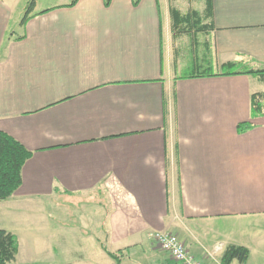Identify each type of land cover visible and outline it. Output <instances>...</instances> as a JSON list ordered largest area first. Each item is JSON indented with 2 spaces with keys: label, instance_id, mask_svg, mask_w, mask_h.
<instances>
[{
  "label": "crops",
  "instance_id": "0c3cea01",
  "mask_svg": "<svg viewBox=\"0 0 264 264\" xmlns=\"http://www.w3.org/2000/svg\"><path fill=\"white\" fill-rule=\"evenodd\" d=\"M30 2L0 0V132L32 153L2 203L104 194L115 246L15 264H180L154 232L264 264V0H35L24 21Z\"/></svg>",
  "mask_w": 264,
  "mask_h": 264
},
{
  "label": "rangeland",
  "instance_id": "374dc122",
  "mask_svg": "<svg viewBox=\"0 0 264 264\" xmlns=\"http://www.w3.org/2000/svg\"><path fill=\"white\" fill-rule=\"evenodd\" d=\"M51 1L40 0L44 5ZM17 32H21L19 28ZM10 205L16 208L14 213L6 211ZM111 211L107 196L98 193L59 195L14 204L0 202V229L16 234L23 249L24 246H101L97 236L105 245L115 246L102 237V228ZM120 264L136 263L123 259Z\"/></svg>",
  "mask_w": 264,
  "mask_h": 264
},
{
  "label": "trees",
  "instance_id": "16d2710c",
  "mask_svg": "<svg viewBox=\"0 0 264 264\" xmlns=\"http://www.w3.org/2000/svg\"><path fill=\"white\" fill-rule=\"evenodd\" d=\"M31 0L26 10L24 21L28 20L33 3ZM257 75L264 83V69L252 70L249 72ZM263 109L262 101L254 104V113L261 114ZM32 156L22 144L4 132H0V202L9 200L22 185V169L28 159ZM20 241L16 234L6 230H0V264H15L19 253ZM109 255L118 260L115 254ZM250 253L247 248L229 246L222 257L223 264H229L238 260L239 264H246Z\"/></svg>",
  "mask_w": 264,
  "mask_h": 264
},
{
  "label": "built area",
  "instance_id": "2783aa9c",
  "mask_svg": "<svg viewBox=\"0 0 264 264\" xmlns=\"http://www.w3.org/2000/svg\"><path fill=\"white\" fill-rule=\"evenodd\" d=\"M150 239L180 264H201L178 236L168 232H154Z\"/></svg>",
  "mask_w": 264,
  "mask_h": 264
}]
</instances>
